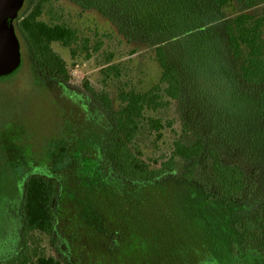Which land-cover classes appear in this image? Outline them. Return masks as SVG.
Returning a JSON list of instances; mask_svg holds the SVG:
<instances>
[{"label": "rangeland", "instance_id": "1", "mask_svg": "<svg viewBox=\"0 0 264 264\" xmlns=\"http://www.w3.org/2000/svg\"><path fill=\"white\" fill-rule=\"evenodd\" d=\"M244 1L232 0L220 12L223 17L264 14V0L253 7ZM37 2L25 0L23 7L31 9ZM213 5L212 0H49L44 20L76 29L74 48L80 54L73 59L69 49L54 45L72 76L66 82L36 70L30 46L21 36V67L14 76L0 77V263H16L22 257L23 264H29L44 254L62 264H221L224 248L240 256L264 247L242 227L244 220L264 215V167L256 172L246 164L249 193L256 203H228L223 214L224 209L203 211L196 202L198 191L180 183L192 173L193 183L216 194L207 153L187 163L177 160L176 169L152 186L122 181L104 160L102 170L118 185L107 181L101 187L97 183L102 175L84 170L90 160L79 163L83 156L99 153L105 127L109 133L114 125L118 93L147 92L159 83L162 70L150 46L200 42L204 31H214L202 7ZM85 47L90 57L82 53ZM109 58L119 65L120 76L105 77ZM228 90L242 96L240 104H223L222 99L217 103L213 97L206 101L189 92L180 100L164 97L163 107L147 110L136 139L144 159L160 165L171 156L177 138L189 146L202 139L207 148L225 141L230 153L241 157L247 140L222 124L229 123L227 116L237 115L238 108L254 109L256 115L257 108L264 107L257 106L258 100L264 101V88L235 82ZM104 95L111 102L108 109ZM149 118L161 120L163 128L153 131ZM33 172L60 178L52 236L24 233L22 195L12 202L16 187L22 193V180ZM216 207L212 204L211 210Z\"/></svg>", "mask_w": 264, "mask_h": 264}, {"label": "trees", "instance_id": "2", "mask_svg": "<svg viewBox=\"0 0 264 264\" xmlns=\"http://www.w3.org/2000/svg\"><path fill=\"white\" fill-rule=\"evenodd\" d=\"M257 1L245 0L244 5L253 7ZM48 2L49 0H38L31 9L23 7L15 27L19 39L22 36L30 46L33 64L39 67L36 70L45 71L68 82L72 76L65 60L54 50V45L59 44L69 49L72 58L76 59L80 54L77 47L74 48L78 42V32L69 25L44 20L45 6ZM212 2L214 5L211 9L202 8L210 18L209 23H212L214 31L211 33L204 31V37L200 42L185 40L179 45H151L162 70L159 83L147 92L136 89L120 91L118 93L120 106L114 112V125L109 133L105 127L99 153L93 157L83 156L81 161L80 158H76L81 165L84 161L90 160V164L84 170L100 173L102 182L97 184L101 186L102 183L101 187L105 186L107 181L118 185L102 170L101 164L104 160L110 164L122 181L135 186H152L166 177L167 173L176 169L177 160L187 163L207 153L212 159L210 174L217 186L216 194L210 195L200 184L193 183L190 180L192 173L187 175V179L180 181L181 184L193 187L195 194L198 191L196 202L202 203L203 211L220 212L224 209L223 214H225L228 203H256V199L252 201L249 193L246 164L256 172L264 167V107H258L256 115L254 109L243 112L242 108H238V114L227 116L230 122L222 124L225 129H235L241 134L242 139L247 140L241 157L234 152L230 153V146L225 141H219L207 148L202 139L189 146L177 138L173 143L171 156L160 165L153 166L144 159L136 140L147 110H158L163 107L164 97L180 100L184 94L195 92L198 96H203L206 101L213 97L217 103L222 99L223 104H240L242 96L228 90L235 88V82L254 89L264 88V14L242 12L223 17L221 9L231 5L232 0H212ZM216 23L220 24L219 27H216ZM84 52L87 57L91 56L87 47L82 53ZM106 66L108 67L102 71L105 77L121 75V69L119 65L113 64V59L109 58ZM16 73L17 71L7 77ZM187 78L192 85L188 84ZM84 84L89 91H93L88 82ZM103 101L107 109L111 107L108 96L104 95ZM263 102L262 99L258 100L257 106H262ZM216 111L219 113L221 108ZM148 126L153 131H160L163 128L162 121L153 118L148 119ZM108 136L110 142L106 144ZM60 174L65 184V174ZM185 180H190V183ZM22 182V193L18 185L12 202H16L22 195L24 233L41 232L49 236L54 235L56 224L54 203L60 193L59 176L51 173L46 176L33 172ZM212 204L217 206L213 210H211ZM262 210L264 213V209ZM242 227L256 239L264 242V215H260L256 221L244 220ZM225 250V248L222 250L224 256L221 258L223 260L221 264H264L262 246L252 254L240 256L230 255ZM8 263L23 264L22 257L16 260V263L15 259ZM0 264H3V261ZM29 264H62V262L53 256L43 254Z\"/></svg>", "mask_w": 264, "mask_h": 264}, {"label": "water", "instance_id": "3", "mask_svg": "<svg viewBox=\"0 0 264 264\" xmlns=\"http://www.w3.org/2000/svg\"><path fill=\"white\" fill-rule=\"evenodd\" d=\"M25 0H0V77L19 70L22 64L21 42L15 22Z\"/></svg>", "mask_w": 264, "mask_h": 264}]
</instances>
